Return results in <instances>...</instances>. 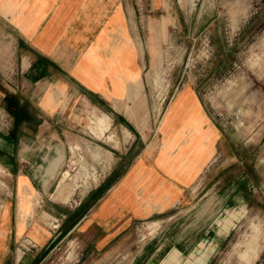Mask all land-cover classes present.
I'll list each match as a JSON object with an SVG mask.
<instances>
[{
  "label": "crops",
  "instance_id": "0c3cea01",
  "mask_svg": "<svg viewBox=\"0 0 264 264\" xmlns=\"http://www.w3.org/2000/svg\"><path fill=\"white\" fill-rule=\"evenodd\" d=\"M162 4L152 0L154 8ZM136 5L132 0H0V47L5 46L0 116L7 118L0 120V166L11 182L0 198V264H50L52 245L66 242L107 255L123 250L128 264H159L176 247L184 262L208 224L192 232L182 220L168 227L170 232L162 230L220 176L212 166L220 132L197 109L173 114L166 138L177 133L176 144L141 152L86 211L74 210L50 191L73 132L89 114L103 105L111 110L108 118L138 113L132 105L141 101L145 87L143 13ZM6 50L10 59L3 56ZM33 111L42 118L37 124L27 120ZM187 120L199 140L185 148L190 137L182 123ZM234 183L238 190L230 195L242 198L248 187L240 177ZM226 188L214 195V213L224 207L220 197L227 196ZM147 221L154 232L144 226Z\"/></svg>",
  "mask_w": 264,
  "mask_h": 264
},
{
  "label": "rangeland",
  "instance_id": "374dc122",
  "mask_svg": "<svg viewBox=\"0 0 264 264\" xmlns=\"http://www.w3.org/2000/svg\"><path fill=\"white\" fill-rule=\"evenodd\" d=\"M188 1L162 0L163 4L154 8L152 0H132L143 13L139 23L145 91L141 101L132 105L138 113L109 119L106 115L111 110L103 105L89 114L83 127L73 132L67 158L50 191L60 194L74 210L86 211L94 196L114 183L141 152L161 143L176 144L177 133L166 138L173 114L197 109L198 115L204 113L220 132L218 153L212 159L213 168H219L214 174L220 176L217 180L212 177L193 204L162 225L164 231L183 220L196 232L208 222L196 235L186 260L180 261L175 247L159 264H264V0ZM2 50L5 46L0 47V55ZM3 56L10 59V51ZM33 114L27 120L37 124L42 118L36 111ZM98 117L106 118L107 127L92 134L90 127ZM0 120L5 123L7 118L0 116ZM182 126L190 137L185 148L196 144L199 139L191 121ZM236 177L248 187L242 198L230 195L238 190ZM7 178L0 166V198L11 187ZM225 187L228 194L220 197L224 207L214 213V195ZM193 210L191 219L185 220ZM57 221L51 219L54 224ZM249 244L255 246L254 252L248 250ZM52 246L50 264L129 262L123 250L107 255L93 253L89 245L66 242Z\"/></svg>",
  "mask_w": 264,
  "mask_h": 264
},
{
  "label": "bare ground",
  "instance_id": "6f19581e",
  "mask_svg": "<svg viewBox=\"0 0 264 264\" xmlns=\"http://www.w3.org/2000/svg\"><path fill=\"white\" fill-rule=\"evenodd\" d=\"M181 3H186L188 0H179ZM190 1V0H189ZM188 1V2H189ZM187 4V3H186ZM191 5H192V3H191ZM186 6V5H185ZM107 121H106V118L105 117H101V118H97V121L95 122V123H93V125H91V127H90V130H91V132H92V134H95L96 133V131L98 130V131H103V129L104 128H106L107 127ZM66 174V173H65ZM67 175V174H66ZM63 178V177H62ZM64 184V183H63ZM62 186V184H61V181H60V185H59V188ZM62 189V188H61ZM156 228V227H155ZM256 228H258V227H256ZM148 229H149V232L150 233H152V232H154V224H148ZM252 229H254V228H252ZM251 229V230H252ZM260 231V230H259ZM249 235V234H248ZM248 235H247V237H248ZM245 238V237H244ZM258 238V237H257ZM256 238V239H257ZM250 241H251V239H250ZM253 241H256V240H253ZM248 242H249V240H248ZM252 242V241H251ZM258 242V241H257ZM247 243V242H246ZM256 244V243H255ZM244 245H245V243H244ZM237 246V245H236ZM246 246V245H245ZM248 247V246H247ZM259 247V246H258ZM254 248H255V246L253 247V245L251 246V244H249V248H248V250H250V251H253L254 252ZM257 249V248H256ZM242 250H244V249H242ZM246 250V249H245ZM260 250V249H259ZM258 250V251H259ZM241 252V251H240ZM245 253V252H244ZM239 254V253H238ZM241 254V253H240ZM240 254H239V256H240ZM250 255V254H249ZM244 256V255H243ZM245 256H246V254H245ZM258 256V255H257ZM247 257V256H246ZM253 257H256V256H253ZM243 258H245V257H243ZM239 259V258H238ZM243 260V259H242ZM248 260V259H247ZM246 260V261H247ZM244 262V261H243ZM245 264H247V263H245Z\"/></svg>",
  "mask_w": 264,
  "mask_h": 264
}]
</instances>
